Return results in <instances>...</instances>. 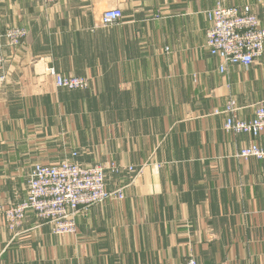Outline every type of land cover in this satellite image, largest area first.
Returning <instances> with one entry per match:
<instances>
[{
    "label": "crops",
    "instance_id": "crops-1",
    "mask_svg": "<svg viewBox=\"0 0 264 264\" xmlns=\"http://www.w3.org/2000/svg\"><path fill=\"white\" fill-rule=\"evenodd\" d=\"M221 2L251 5L264 26V0ZM217 4L0 0V32H28L3 50L0 264H264V159L238 156L264 146V133L224 129L230 100L244 121L264 103V50L249 66L212 55L207 12ZM112 7L123 18L103 26ZM50 67L90 87L58 88ZM65 159L133 166L108 172L125 198L83 212L76 235H56L32 211L10 231L3 210L28 197L33 166Z\"/></svg>",
    "mask_w": 264,
    "mask_h": 264
},
{
    "label": "built area",
    "instance_id": "built-area-1",
    "mask_svg": "<svg viewBox=\"0 0 264 264\" xmlns=\"http://www.w3.org/2000/svg\"><path fill=\"white\" fill-rule=\"evenodd\" d=\"M56 3L59 0H43ZM211 23L207 31V46L212 55L226 64H253L264 50V26L251 5L225 6L218 4L207 12ZM123 18L120 7L104 11L101 24L110 26ZM23 27H11L0 32V92L8 80L5 70L7 56L4 47H19L27 36ZM224 66L221 71H224ZM55 86L67 90H86L90 87L88 78L77 75H62L50 67ZM236 102L230 100L226 106L228 117L224 125L226 132L250 134L254 137L264 133V103L260 104L253 118L244 121L236 118ZM77 155V153H74ZM242 158L264 159V146L252 143L238 153ZM133 166L124 168L115 162L97 163L86 166L71 160H62L57 164L37 163L33 166L29 178L28 197L3 210L7 227L18 234L28 212H35L41 222L51 225L56 235H76L79 216L92 206L107 200L125 198L123 187L109 189L108 172L113 174L124 171L133 172ZM186 264H199L195 258H189Z\"/></svg>",
    "mask_w": 264,
    "mask_h": 264
},
{
    "label": "rangeland",
    "instance_id": "rangeland-1",
    "mask_svg": "<svg viewBox=\"0 0 264 264\" xmlns=\"http://www.w3.org/2000/svg\"><path fill=\"white\" fill-rule=\"evenodd\" d=\"M6 30H7V29H6ZM6 30H5V31H6ZM50 76H52V75H50ZM7 81H8V80H7ZM54 84H55V82H54ZM5 85H6V84H4V86H5Z\"/></svg>",
    "mask_w": 264,
    "mask_h": 264
}]
</instances>
